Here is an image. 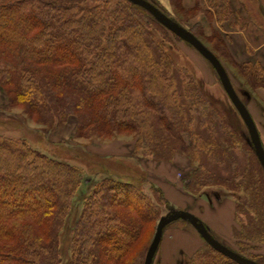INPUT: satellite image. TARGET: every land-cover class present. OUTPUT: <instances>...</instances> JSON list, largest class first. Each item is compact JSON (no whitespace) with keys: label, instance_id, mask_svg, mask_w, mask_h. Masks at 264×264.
<instances>
[{"label":"trees","instance_id":"obj_1","mask_svg":"<svg viewBox=\"0 0 264 264\" xmlns=\"http://www.w3.org/2000/svg\"><path fill=\"white\" fill-rule=\"evenodd\" d=\"M169 2L174 15L201 12L198 4L187 9L182 0ZM202 5L217 23L242 27L230 0H202ZM174 15L168 16L200 39ZM170 33L127 0H0V87L7 95L0 110L20 108L46 129L74 117L75 138L105 142L130 135L134 153L154 161L171 162L181 155L194 166L185 183L192 194L213 185L228 187L218 171L224 166L256 186L255 164L247 160L239 168L238 129L175 62ZM213 35L215 48L224 50L220 34ZM231 64L252 89L264 88V67L258 61ZM83 180L75 165L0 133V264H58L59 234ZM92 184L80 196L68 264H132L130 256L159 219L160 205L169 212L170 205L153 184L151 195L108 176ZM245 205L252 218H264L254 196ZM252 223L247 238L262 231ZM235 229L234 236L244 232ZM208 248L209 253L197 251L184 264H238Z\"/></svg>","mask_w":264,"mask_h":264},{"label":"rangeland","instance_id":"obj_2","mask_svg":"<svg viewBox=\"0 0 264 264\" xmlns=\"http://www.w3.org/2000/svg\"><path fill=\"white\" fill-rule=\"evenodd\" d=\"M110 4L111 3H108V8L110 7ZM157 5L164 9L163 11L166 14L172 16L174 15L172 14L173 11L170 9L169 5L165 7L159 3H157ZM199 13L202 12H198L192 16L175 14L174 17L186 25V27H191L193 31L199 35L203 43L208 48L215 51L214 53L216 55L220 56L222 64L225 67L237 94L246 107L249 106L251 109L254 105H256V102L252 99V95L253 97L257 96L255 93L257 88L252 89L251 86H248L245 79L231 64V62L235 59L228 50L223 38L224 50L223 48H215L217 43L214 39L213 33L217 32L220 34L218 29L209 27L205 28V25L203 27L199 22L194 23L197 24L196 27L192 26L194 25L192 24L195 18L194 16ZM157 34L161 36L160 32H157L156 35ZM168 39L170 42V53L178 66L183 68L186 73H189L191 77L194 78L202 90L207 94L208 98L211 99L217 110H219V112L232 124L234 128L238 129L241 139L239 138L235 142V152L238 156L239 163L241 164L239 167L240 170L243 169L242 165L245 164L247 160L253 162L255 164V170H257L256 179H258V182L256 186H253L252 182L247 181L243 176L234 177V175L227 170L228 166L221 167L218 170L219 174L227 177L228 187L213 185L205 187L199 192L191 195H193L194 198H202L206 203H217L224 200L225 203L227 201L233 203L235 202V228L240 230L243 227L244 231L242 235H237L238 237L234 236L236 239L235 244H227L226 242H229L227 238H225L226 242H223L218 234H215L210 228L209 229L219 242L223 243L230 249L234 251L241 250L244 252L245 257L264 261V218H259L260 221L256 218H252L251 214L253 212L250 211L248 213V208L245 205V202L249 203L254 196L259 204V208L261 210L264 209V172L261 166L258 165L256 157L249 149V142L251 143V141L247 128L223 90L219 78L209 62L190 44L179 38H175L171 33L169 34ZM6 103L7 95L0 87V104L2 105ZM257 105L264 107V104L260 101V99H257ZM254 117L253 119L258 128L264 146V112L261 116L254 113ZM75 126V118L71 117L70 120L63 126L46 129L30 120L26 115H24L20 108H14L6 111L0 110V133L13 138L25 139L35 150L42 152L49 157L75 165L84 176L83 183L80 185V192L76 194L72 209L66 219L65 226L59 234V249L61 256L58 264H68L69 262L71 256V229L80 213V196L91 191L93 182L108 176L114 179L135 183L147 195H151L149 191L151 183L147 180L144 171L139 173L134 165L125 162L127 159L123 157L96 156L92 153L94 149L91 145L93 140L74 137L73 131H75ZM118 137L125 139L133 138L130 135H120ZM242 138L246 143L242 142ZM168 163L173 164V162ZM189 164L191 169H193L194 166H192L190 162ZM208 165L212 170L214 169L212 160ZM172 168L174 171H177L176 166H172ZM178 169H181L178 171H181L182 175L185 176L187 174V169L184 170L179 167ZM171 183L173 185L175 184L173 181ZM180 184L181 186L184 185L183 180L180 181ZM231 187H233L234 190H232ZM183 190L187 191L185 187H183ZM169 205L170 211L177 210L171 204ZM191 208L197 212L202 211L201 205H196L194 202ZM168 212L169 210L164 205H160V217L168 214ZM242 212H245V215H242ZM157 221L158 219L153 223L147 238L145 240L142 239V242L139 245L140 247L138 253H136L135 256H130L131 258L133 257L132 261L134 262H132V264H141L144 255L143 249L146 248L147 250L152 240ZM252 222L258 223L262 233L260 232L257 236H248L247 238V235L245 234L246 227H248L247 224L252 225L251 227H248L250 231L253 227H255ZM186 226L191 225L183 219H177L164 228L162 238L154 255L152 264H184L186 261L190 260L197 251H202L203 253L210 252L208 248L209 245L205 243L200 235L194 232L189 233ZM254 237L256 238L254 239ZM140 251L142 252L141 257L139 256L141 254Z\"/></svg>","mask_w":264,"mask_h":264},{"label":"crops","instance_id":"obj_3","mask_svg":"<svg viewBox=\"0 0 264 264\" xmlns=\"http://www.w3.org/2000/svg\"><path fill=\"white\" fill-rule=\"evenodd\" d=\"M151 1L161 4L163 7L168 5L170 7L169 0ZM230 2L235 14L240 17L242 27H233L225 22L217 23L211 9L202 5V0H182V5L187 9L193 8L196 4L200 5L202 13L194 16L192 24L199 22L203 27L205 25V28L218 29L236 62L258 61L264 67V0H230ZM255 93L257 96L254 95L255 97H253L252 95V99L256 105L251 109L247 106L252 117H254V113L261 116L264 112V107L257 105V99H260L264 104V88H257ZM91 145L94 148L92 153L96 156L127 159L125 162L133 164L139 173L144 171L147 180L162 191L164 198L175 209L193 213L204 222L208 229L210 228L215 234H218L223 242H226L225 238H227L229 240L226 242L227 244H235L236 239L233 233L236 227L235 202L227 201L225 203L224 200L217 203H206L202 198H194L192 193L183 190L185 180H187L191 170L189 160L185 157L176 155L171 161L173 164H170L165 161H154L150 158L137 156L134 153L135 139L133 138H116L105 142L93 140ZM172 166H176L177 171H174ZM178 167L187 169V174L182 175L181 171H178L181 170ZM181 180L184 184L182 186ZM172 181L175 183L174 185L171 183ZM193 202L196 205L200 204L202 211L197 212L191 208ZM186 229L189 233H197L191 226H186Z\"/></svg>","mask_w":264,"mask_h":264},{"label":"water","instance_id":"obj_4","mask_svg":"<svg viewBox=\"0 0 264 264\" xmlns=\"http://www.w3.org/2000/svg\"><path fill=\"white\" fill-rule=\"evenodd\" d=\"M127 1L146 10L153 16V18L157 22H159L162 26H164L171 33L179 37L181 40L190 44L195 50L198 51V53H200L209 62V64L215 70L221 83V86L225 91L226 95L228 96L230 102L242 118L247 128L249 138L253 146L254 154L257 157L264 172V146L257 126L246 105L242 102L239 95L237 94L225 67L222 65L221 61L217 58V56L192 32H190L188 29H186L176 21L172 20L154 3L150 2L149 0ZM177 219H183L188 222L197 231V233L205 241V243H207L212 249H214L218 253L226 256L234 262L238 264H260L248 257L237 253L236 251L230 249L223 243L219 242L214 236H212V234L206 228L205 224L197 216L193 215L192 213L186 210H171L168 214L163 215L158 219L152 240L147 248L143 264H152L154 255L158 249L162 238L163 229L171 222Z\"/></svg>","mask_w":264,"mask_h":264}]
</instances>
